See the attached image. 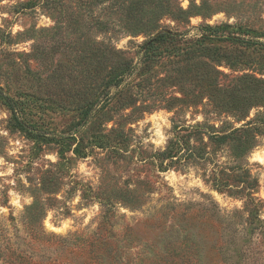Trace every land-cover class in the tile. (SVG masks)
<instances>
[{
    "label": "rangeland",
    "instance_id": "374dc122",
    "mask_svg": "<svg viewBox=\"0 0 264 264\" xmlns=\"http://www.w3.org/2000/svg\"><path fill=\"white\" fill-rule=\"evenodd\" d=\"M262 45L264 0H0V264H264Z\"/></svg>",
    "mask_w": 264,
    "mask_h": 264
},
{
    "label": "trees",
    "instance_id": "16d2710c",
    "mask_svg": "<svg viewBox=\"0 0 264 264\" xmlns=\"http://www.w3.org/2000/svg\"><path fill=\"white\" fill-rule=\"evenodd\" d=\"M164 37V34H161L157 36L155 39H153L150 43H147V47L144 51V58L150 59V58H156L159 55H161V52H159V45L162 43V38ZM264 48V45H262ZM0 102L7 106V108L13 113L16 114L19 112L18 103L13 98L9 97L7 94L3 93L2 90H0Z\"/></svg>",
    "mask_w": 264,
    "mask_h": 264
}]
</instances>
